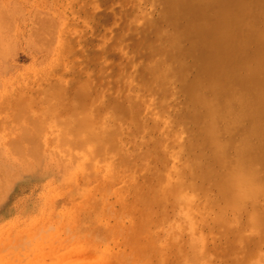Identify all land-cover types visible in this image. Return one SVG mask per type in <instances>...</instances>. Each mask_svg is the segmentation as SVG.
Returning <instances> with one entry per match:
<instances>
[{"label":"bare ground","instance_id":"bare-ground-1","mask_svg":"<svg viewBox=\"0 0 264 264\" xmlns=\"http://www.w3.org/2000/svg\"><path fill=\"white\" fill-rule=\"evenodd\" d=\"M153 4L158 20L138 10L139 20L118 21L119 35L144 36L153 54L143 74L134 72L142 90L122 72L112 85L103 74L102 94L88 83L73 101L44 97L57 103L51 122L13 114L20 130L0 147V193L22 162L30 169L49 147L67 162L34 222L59 213L87 241L124 242L130 253L119 264H207L215 254L264 264V0Z\"/></svg>","mask_w":264,"mask_h":264},{"label":"rangeland","instance_id":"rangeland-1","mask_svg":"<svg viewBox=\"0 0 264 264\" xmlns=\"http://www.w3.org/2000/svg\"><path fill=\"white\" fill-rule=\"evenodd\" d=\"M141 1L140 8L137 4L138 9L136 4H125L120 0H0V147L11 141L12 131H15L13 128L20 130L13 121V114L23 111L41 123L44 119L46 123L59 117L58 112L57 115L52 114L57 111L56 100L49 102L44 97L59 94L73 101L78 86L86 88L88 83H94V92L102 94L107 90L103 84V74L112 80L117 72L134 78L140 70L144 73L146 63L153 57L151 52L143 50L145 37L130 34L128 30H125V36L119 35L118 24L120 16L125 14L139 20L141 15H137L138 10L148 13L153 20L160 18L161 9L153 4L154 0ZM42 22L47 24L43 27ZM164 28L172 31L171 27ZM104 63L109 65L104 66ZM91 76H98L99 79L91 81ZM134 78L133 86L142 90L144 85ZM115 81L116 78L109 85ZM47 138L51 139V136L45 137L46 141ZM51 149L48 147L41 152L40 162L33 163V168L28 169V165L22 162V170L13 172L2 181L5 190L0 193V264H119L123 252L125 256L130 253L124 242V245H106L99 239L95 244L87 241V237H83V234L80 236L77 229L65 224L59 213L51 219L34 222L42 210L45 190L51 182L61 180L64 176V163L67 161L64 157V163L62 157L58 160L57 151L52 155L54 150L50 152ZM204 158L208 163L209 153L204 154ZM52 166L55 167L53 171ZM261 167L264 170V165ZM53 175L56 176L52 179ZM111 202L115 203L113 197ZM109 222L114 225V219ZM129 226L130 223L126 222L124 230ZM124 230L122 234H125ZM101 241L103 243H98ZM210 243L209 247L213 245ZM107 247L111 248V253H107ZM258 248L264 256V243ZM113 253L118 254L117 259ZM216 255L208 263L234 264L232 258H225V262ZM258 262L254 260L250 264Z\"/></svg>","mask_w":264,"mask_h":264}]
</instances>
